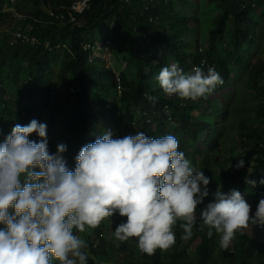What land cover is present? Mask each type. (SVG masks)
Wrapping results in <instances>:
<instances>
[{"label":"trees","instance_id":"1","mask_svg":"<svg viewBox=\"0 0 264 264\" xmlns=\"http://www.w3.org/2000/svg\"><path fill=\"white\" fill-rule=\"evenodd\" d=\"M74 1L0 0V26L12 16L19 20L15 28L19 25L18 30L38 42L11 47L9 40L14 33L8 35L0 30V142L14 123L26 125L36 119L47 124V136L48 130L54 129L62 141L66 140L67 165L74 170L75 156L81 147L94 142L107 127L123 117L125 133L122 137L137 132L154 138L173 135L179 141L178 150L184 152L192 166L202 169L215 188L221 187L225 193L230 189H241L242 194L256 193V186L250 188L244 183V177L248 175L257 184L264 178V0H256V8L248 0H215L218 14L204 47L194 35L200 26L190 25L199 20L198 15L184 13L175 8L171 0H132L130 3L92 0L89 9L78 16L79 26L49 17L48 10L66 11ZM7 8L14 12H6ZM107 23L115 29L114 57L124 60L120 67L114 62L110 67L103 59L94 63L91 53L84 49L86 44L99 40L97 32ZM109 38L107 35L100 40ZM123 46L127 51L122 50ZM61 50L65 56L61 61L60 79L67 86L64 100L58 99L52 80L53 67L61 57ZM255 51L263 57L252 55ZM202 60L214 65L223 80L211 93L216 100H221L219 93L230 88L231 75L235 72L246 76L244 89L257 99L251 107L249 100L231 107L233 116L228 136L234 135V141L243 152L249 150L261 155L249 173L251 160L244 159L245 166L236 169L235 165L226 167L224 158H220L226 126L218 123L217 116L223 109L210 102L211 94L206 98L189 99L183 105L184 99L166 95L156 79L160 70L172 63L188 72L191 63ZM124 63H127L125 69ZM118 73L124 85L120 101L116 92ZM73 88L78 90L76 94ZM145 93L156 97V101H149ZM108 106L112 108L108 110ZM165 106L170 107L177 127L167 126ZM99 107L107 111L104 119L91 117ZM205 108L212 109L210 118H203ZM143 111H151L156 117L158 131L140 119ZM140 126L144 129H139ZM29 138L39 140L35 133ZM49 151L56 152L51 142ZM257 193L264 197V189ZM202 207L198 206V217ZM122 220L126 218L117 213L104 219L98 227L80 233L89 245L87 264H114L107 259L116 251L108 248L113 243L108 242L106 234L110 233L112 240L117 241L113 233ZM200 223L198 219L193 236L183 240L178 222L174 228V246L157 249L152 255L142 253L134 238L117 241L116 249L122 262L116 264H264V226L255 225L256 231L263 233L261 239L238 232L225 251L219 246L215 231L209 238L207 228L199 230ZM74 233L78 232L74 229ZM197 238L199 241L192 250ZM53 264L58 262L54 260Z\"/></svg>","mask_w":264,"mask_h":264},{"label":"clouds","instance_id":"2","mask_svg":"<svg viewBox=\"0 0 264 264\" xmlns=\"http://www.w3.org/2000/svg\"><path fill=\"white\" fill-rule=\"evenodd\" d=\"M156 79L166 95L190 100L206 98L223 84L214 68L185 73L177 63L163 67ZM33 133L38 141L29 138ZM178 148L173 135L113 138L105 131L81 147L73 170L63 156L66 144L50 153L46 123H14L0 142V264H87L89 245L74 229L84 233L117 213L126 220L116 226L114 238H134L148 255L174 246L178 222L182 239L189 240L199 219V230L207 228L209 238L214 230L225 251L249 224L264 226V197L254 214L236 189L225 193L217 187L204 204L210 179ZM244 166V159L235 164ZM244 183L257 185L248 175Z\"/></svg>","mask_w":264,"mask_h":264},{"label":"rangeland","instance_id":"3","mask_svg":"<svg viewBox=\"0 0 264 264\" xmlns=\"http://www.w3.org/2000/svg\"><path fill=\"white\" fill-rule=\"evenodd\" d=\"M171 1L173 2L175 8L182 10L184 13H187V14L196 13L198 15L199 20L197 19L196 22L195 21L191 22L190 25L191 26H196V25L200 26L199 28L195 29L194 35L196 38L200 39V41H201L200 46L204 47L205 42L208 39L209 32L214 27L213 26V20L215 19V17L218 14L217 4L215 3V0H188L185 2H181L179 0H171ZM18 22H19V20L17 21L16 18L9 16L1 24L0 30L4 31L8 35L13 34L15 31H20V30H18L19 25L17 26L18 27L17 29L15 28V25L18 24ZM114 32H115V29L112 26V24L107 23V24L103 25L98 30V32H97L98 37H99L98 39L100 40V39L106 37L107 35H109L110 38L113 40L114 44H116L117 38H116V36H114ZM263 45H264V43H263ZM122 50L127 51V47L123 46ZM260 51L261 50L259 49L258 53ZM258 53L255 51L252 53V55L256 56V55H258ZM63 54H64V51L61 50L60 51L61 57L59 58L57 63L54 65V67H53L54 70L52 73L53 87H54V90H56V94L59 96L58 99H60V100L65 99L66 89H67L65 82L62 79H60L61 61H62V58L65 56ZM261 56L263 57V55H261V54L258 55V58L261 59ZM114 59L115 60H113L112 63L114 62L115 66H117V64L119 67L122 66V64L124 62L123 58H117V57L115 58L114 57ZM100 62L101 61H99V63ZM104 63L106 64V62H104ZM109 66H111V65H109ZM185 73H187V72H185ZM245 81H246L245 75H239L238 76V73L235 72L231 75L230 88L219 93L218 97L221 100H219L218 98L216 100V98L213 94H211L209 96L210 102L215 104L216 108H222L223 109V111L221 112V114H219L217 116V118H219V120H220L218 123L222 122L226 126V132L224 133L225 142L221 146V154H220V158L221 159L224 158L223 160L225 161L226 167H229L230 164L232 166L235 165L239 159L250 160L249 155L246 152L244 153L240 149V147L238 146V143L234 141V135L232 134V136H230V137L228 136L231 134L230 123H231L232 116H233L232 115L233 111L231 110V107L235 104H241L245 100L250 101V107H251V104L257 102L256 97L254 95H252L250 92L246 91V89H244ZM204 107H205V105H204ZM211 110H212L211 108H209V109L205 108L202 111V114L204 115V117H203L204 119H207L210 116L209 114H210ZM106 114H107V111L104 110L102 107H99L92 113L91 117L97 116L101 119H104ZM202 114H201V116H202ZM50 115H51V113H50ZM139 129L143 130L144 128H142V126H140ZM105 131H111L113 138H121L125 133V123H124L123 117H120L119 120L114 125L107 127ZM47 137H48V142L49 143L51 142V144H53L56 147V150H57L58 144H60V143L65 144L66 143V140L64 139L62 141L60 139V136L58 135V133L54 129L48 130V136ZM92 138H94V137H92ZM242 154H243V156H241ZM63 156L67 161V155H65V153H64ZM207 187L209 190V195L204 200L206 202V204L213 200L212 193H214L217 189L211 183H209V185ZM262 189H264V185H261L258 183L256 185V193H254V194H245L244 193L243 194L245 200L251 205V211L253 214L256 211V207L258 205L259 200L262 198V196H259L257 191L262 190ZM239 191H241V189ZM243 231L257 236L256 238H258V239L259 238L261 239L263 237L262 236L263 233L256 231L255 225H253V226L249 225L248 228L244 229ZM263 232H264V228H263ZM95 236H96V234L94 235L93 238H95ZM106 236H107L106 238H107L108 242L113 243V244L109 245L110 247H108V248L111 250L112 249L115 250L116 254H117V255L113 254L112 258L107 257L108 261L109 262L111 261L114 264L121 263L122 257L118 255L119 252L116 249L117 248L116 244L118 242L112 240L110 233L109 234L107 233ZM198 241H199V238H197L195 241H193L192 250H194L195 245Z\"/></svg>","mask_w":264,"mask_h":264},{"label":"built area","instance_id":"4","mask_svg":"<svg viewBox=\"0 0 264 264\" xmlns=\"http://www.w3.org/2000/svg\"><path fill=\"white\" fill-rule=\"evenodd\" d=\"M92 0H75L70 7L66 10V11H55V10H48V14L49 17L54 18L60 22H63L67 25H78V16L83 15L90 6ZM123 2H127L130 3L132 0H121ZM252 6L254 8H256L258 6L257 1L256 0H248ZM8 13H12L14 12L13 9L7 8L5 10ZM37 39L34 37H31L21 31H16L14 32V34L12 35V37L9 40V45L11 47L17 46V45H36ZM85 51L90 52L91 53V61L92 62H96L97 60H105L109 65H111L110 67L113 66L112 61L114 60V42L111 38L104 40H96L95 42L92 43H88L84 46ZM200 52H202V49H200ZM108 65V66H109ZM127 67V63H124V68L125 69ZM194 67H201L202 70L205 72V74L207 73V69L209 67L211 68H215L214 65L208 63L205 60H202L199 63H191L189 70L187 73L191 72L192 69ZM73 93L76 94L78 92L77 89L73 88L72 89ZM116 92H117V98L120 101L123 96H124V85H123V80L121 77V74L118 73L117 74V88H116ZM189 101V99H184L183 105H186L187 102ZM112 108V106H108V110H110ZM164 112H165V116L167 117V120H165L167 126L169 125V128L171 127H177V122L175 121V119L172 117L171 115V110L169 106H165L164 108ZM140 119L143 120V122L145 124H147L148 126H151L152 129H155L158 131L159 129V124L156 121V117L153 116L151 111H143L140 114ZM132 135V134H131ZM246 152L249 156H250V160H251V167L250 169L254 168V164L257 160H259L261 158V155L258 152H253V151H249L246 150L244 151ZM78 235H80V233H76Z\"/></svg>","mask_w":264,"mask_h":264},{"label":"crops","instance_id":"5","mask_svg":"<svg viewBox=\"0 0 264 264\" xmlns=\"http://www.w3.org/2000/svg\"><path fill=\"white\" fill-rule=\"evenodd\" d=\"M3 32V31H2Z\"/></svg>","mask_w":264,"mask_h":264}]
</instances>
